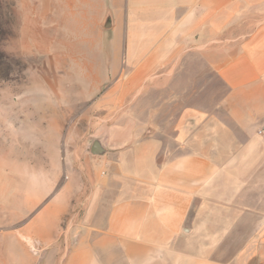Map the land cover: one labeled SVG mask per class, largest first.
<instances>
[{"label":"crops","instance_id":"obj_1","mask_svg":"<svg viewBox=\"0 0 264 264\" xmlns=\"http://www.w3.org/2000/svg\"><path fill=\"white\" fill-rule=\"evenodd\" d=\"M95 5L110 46L103 82L120 77L92 108L105 115L86 118L106 125L105 135L91 141L71 181L49 169L43 183L56 196L38 211L29 214L43 191L29 194L27 214L10 202L0 217V264L31 263L16 230L47 243L45 258L63 251L70 189L84 212L71 219L79 238L63 264H264V20L256 16L264 5ZM22 253L29 262L17 260Z\"/></svg>","mask_w":264,"mask_h":264},{"label":"rangeland","instance_id":"obj_2","mask_svg":"<svg viewBox=\"0 0 264 264\" xmlns=\"http://www.w3.org/2000/svg\"><path fill=\"white\" fill-rule=\"evenodd\" d=\"M239 1L245 6L264 5V0ZM95 4L96 0H0L1 218L10 202L17 214H27L24 206L31 192L47 195L30 215L55 198L57 188L44 185V179L54 174L49 169L55 171L57 165L63 182L71 181L77 165L86 162L91 141L105 135L106 125L87 123L86 118L94 119L95 114L98 121L105 115L103 108H92L120 77L103 82L104 69H110L105 61L110 46L104 43ZM256 16L264 20V13ZM145 83L150 84L151 78ZM261 132L264 136L263 127ZM72 136L81 138L72 141ZM62 202L64 236L58 243L63 251L45 258L47 243L16 230L31 254L30 264H63L70 255L68 246L77 243L79 237L70 233L71 219L76 213L82 217L84 209L73 206L77 201L72 189ZM17 260L29 262L24 253Z\"/></svg>","mask_w":264,"mask_h":264},{"label":"water","instance_id":"obj_3","mask_svg":"<svg viewBox=\"0 0 264 264\" xmlns=\"http://www.w3.org/2000/svg\"><path fill=\"white\" fill-rule=\"evenodd\" d=\"M92 152H99V143L97 141L93 144Z\"/></svg>","mask_w":264,"mask_h":264}]
</instances>
